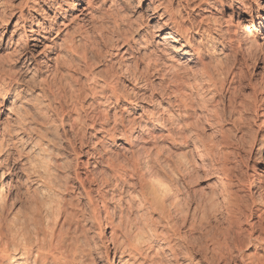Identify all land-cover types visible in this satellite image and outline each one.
<instances>
[{"label":"bare ground","instance_id":"6f19581e","mask_svg":"<svg viewBox=\"0 0 264 264\" xmlns=\"http://www.w3.org/2000/svg\"><path fill=\"white\" fill-rule=\"evenodd\" d=\"M18 1L17 7H14L9 3V6H6L5 0H2V2L0 0V8L2 10L8 7L13 10L8 20L0 23V47H2L4 53V58H0V99H5L10 92L14 93L10 101L0 105V112L7 111L4 117L5 125L0 128V143L4 139L3 137H7V141L11 143L10 146L14 148L16 157L26 156L20 161V165L22 166L24 181L29 184V188L26 189V208L21 212L15 211L7 215L4 210L7 200L2 190L4 185H6L12 192L15 190V185L12 184L13 178L11 176L8 177V181H5L7 179L6 176L11 173L12 167L10 169L6 168L8 170L6 176L4 174L5 170H0V264H84L83 258L86 257L87 253L89 254L87 251L90 250H88L89 247H87L88 243L86 242L88 240L86 238L85 224L88 219H95L98 210L91 206L88 197L89 193L79 181V186L73 191L74 193L66 198V183L68 181L64 182V184L61 182L63 185L58 184L55 177L56 174L53 175L49 169L51 156L57 157L59 155L57 151L53 153L54 155H51V148L54 147V141L52 140L54 139H52L53 137L51 139L50 137L48 138V135L56 132L57 126L61 127L65 124L71 131L75 124L78 122L82 123V119L86 117L88 109L98 110L99 114L100 112L103 113L104 122L109 119L107 110L114 113L122 109L123 113H125L124 117L120 116L118 119L115 117L111 126L104 124L103 127L99 128L100 137H97L99 140H111L114 142L117 139L120 141L118 148L127 152L132 146L131 143L140 139L137 136L145 129V126L141 125L145 123L155 124L154 132L151 131L153 133H148L147 131V134H150V137L154 140L152 141L155 142L151 146L153 150H157L159 145L166 147L165 145L168 143H171V145H176L177 143L178 147L187 148L189 144H195V140L197 142L200 140H198L190 123L192 121H189V116L192 118L196 115V109H204L206 112L209 111V113L215 112L216 110L214 109L217 108L218 102H222L221 116L212 113L216 121H224L227 113L235 115L238 119L242 118L245 111H243V108L248 107L244 104L246 102L243 103L242 100L231 102L235 99L231 100V96L224 94L226 91L230 95L234 94L235 82L234 71L227 69L225 60L228 58L229 53L236 55L240 52V45L247 48L258 47L260 40L264 44V0L256 1L263 6V16L260 17L258 27L254 28L255 31L252 33L248 25H244L240 36L236 33L230 35L228 32L230 26L221 27L222 24L227 23V19H225L226 16L218 11L217 7H222L224 0H155V2L150 0L151 7L146 8L149 12L147 17L153 19L158 16L157 20H161L160 23L158 22L154 25L157 29L154 32L152 30L153 33L149 35L150 37L144 41V36L140 35L138 36L139 42L138 39H131L133 38L132 34L130 36L126 34L124 37L120 34L122 39L124 38L127 42L129 37L131 44L137 45L139 50L147 46L150 47L149 49H144L140 55L142 66L148 75L155 73L159 75V79L161 77L160 81L165 76H168L167 78L170 77L168 79L169 82L168 80L166 82L170 87L165 84L166 87L162 88L163 90L161 89L162 91L160 94L158 93L159 97L157 99L152 100V98L147 97L152 100H149L152 104L149 103L150 106L144 110L137 105V101L128 98L127 92L125 93L126 88L122 86L123 90H121L118 85L119 74L120 76L124 74V79H127L132 89H138L141 92L143 89V84L140 81L141 75L138 78L137 73H133L134 71L128 73L127 68L119 67L118 64H115L116 62L114 63V60L109 62L110 68L108 67V70H94L95 67L92 69L93 65H91V61L87 57L88 48L93 50L91 48L93 46L92 40L88 37L89 33L86 35L85 32L82 33L80 31L79 23L84 22L87 18L91 20L94 18V14H92L93 0ZM68 1L71 2L69 3ZM83 4L85 8L78 9ZM157 9L162 12L158 13ZM243 9L237 7L236 11H234L236 12L234 17L240 20L234 25V32L237 28L242 27L243 21L251 22L255 19L250 9ZM201 10L203 12L198 15ZM243 13L248 20L241 16ZM9 29L10 36L4 42L5 35L9 32ZM157 32H159L158 35ZM227 34L229 37H227ZM153 36L158 39L153 40L154 45L151 44L150 46L149 43H151ZM15 37H17L16 42ZM141 42L143 45L140 44ZM130 46L132 45H129V48ZM48 54H51V56H48ZM105 54L101 55L98 52L95 54V59L99 57V59L105 60ZM112 54L114 53L111 52L109 55ZM44 58H46L45 64L41 66V60ZM17 63L18 67H9ZM7 69L8 71H6ZM4 72L9 74L5 75ZM57 80L64 81L65 84L67 82V90L69 93L71 92L69 108H65L60 99L50 91V81L55 83ZM149 82L151 84V81ZM34 88L37 89L35 90ZM150 90L152 91L153 89ZM132 91L134 92V90ZM152 94L148 93L147 96L150 95L152 97ZM262 99L264 98L260 97L258 99L256 95L253 97L251 105H253V112L256 114ZM232 103L233 105H231ZM124 105H129V110H126L127 108ZM218 109L216 112H218ZM139 110L143 111L139 113ZM69 113H73L75 116L71 117ZM31 114L35 115L34 117L37 118L38 123L32 122L34 117L32 118ZM94 117H91V120H95L93 119ZM91 120L89 121L91 122ZM239 121L242 122L241 120ZM260 124H264V120ZM84 125L90 128L92 124L85 123ZM22 135H25V138ZM181 136H185L184 140L181 139V141L183 140L182 142L177 141V139L182 138ZM178 142H181L180 145H178ZM1 146L0 144V149L2 148ZM70 150L72 151V157L75 159L73 160L75 163L78 162V153L72 144ZM146 150L147 147L144 151L147 152L148 150ZM149 151L136 164L139 167L141 177L138 184H140L139 188L141 189L143 203L153 213L158 214L159 219L162 220L168 217L169 211L167 209L169 208L167 206H170L173 196L175 197L174 189L172 190L169 183L171 181L168 179L170 176L165 179L161 178L156 173L157 171L154 170L155 167H153L152 163L156 162V157L151 158ZM86 153L91 159H95L100 154L97 151L90 153L86 151ZM157 154L159 155L158 152ZM110 167H113L112 164ZM225 171L226 174L229 172ZM173 174L172 176H174ZM229 176L228 174L226 176L228 191L231 190L230 187L233 185V181ZM180 178L182 179V177ZM124 179L122 181L123 185L128 186L127 181H124ZM82 196L87 198V204L83 201L85 198ZM230 197H233V200L236 199L234 194ZM233 200L231 199V202L228 201L229 207L226 208V219L228 229L232 233V240L234 239L233 242H236L235 239L239 238L241 233H246L247 242H245L246 240L244 242L247 244L242 245V248H245V246H253L254 248L252 252L241 255L240 264H264V216L259 214L257 222L250 224V230L244 229V232H241L242 223L237 216L240 210L236 208L237 205L235 206L234 203L238 201L232 202ZM249 215L251 216V212H249ZM153 222L155 224V221ZM93 223L95 230H97V223ZM108 226L110 227L109 238L114 236L111 246L107 245L109 242L108 232H105L104 229L97 230L93 238L95 244H106L102 247L106 255L112 252L113 256L117 258H125L123 264L153 263L151 258L149 259V256L144 253V249H146L144 247L150 245V243L146 242L141 237L142 235L140 236V233H137L136 229H134L136 234L132 233V229H130L132 231H127L123 228L122 218L119 217L118 221L115 222L113 216L108 217ZM165 228L163 226L160 227V230H153L150 236L159 243L161 242L159 245L163 244L169 249L171 242L168 238L169 234L165 232ZM237 242L241 243L240 241ZM258 247L262 249L261 253H259ZM147 248L150 250L153 247L150 245ZM239 249L237 247V250ZM231 251H229V254L232 255L233 251L232 253Z\"/></svg>","mask_w":264,"mask_h":264},{"label":"rangeland","instance_id":"374dc122","mask_svg":"<svg viewBox=\"0 0 264 264\" xmlns=\"http://www.w3.org/2000/svg\"><path fill=\"white\" fill-rule=\"evenodd\" d=\"M6 1L7 0L4 2L6 6H9L10 4L14 7H17L16 5L19 2L18 0ZM256 1L257 0H224L223 6L217 7L218 11H220L222 15L226 16L225 19H227V23L222 24L221 27H225L226 25L230 26L228 31L229 34L232 35L233 33H236L238 36H240L244 25H248L250 32L253 33L255 31L254 28L258 27L260 17L263 16V6ZM68 2L70 3L71 1ZM153 2H155V0ZM92 3V5H94L92 7V14H94V18H92V20L87 18L88 20L85 19L84 22L79 23L80 31L82 33L85 32L86 35L89 33L88 37L92 40L91 43L93 46H91V48H93V50L88 48L87 52V57L90 59L91 65H93L92 69L94 67V70H105L108 67L110 68L109 62L114 60V63L116 62L115 64H118L119 67L127 68L128 73H132L134 71L133 73H137L138 78H140L139 75H141L140 81L143 84V89L141 92L138 89H132V86L129 84L127 79H124V74L121 76L119 74L120 79L118 81V85L121 87V90H123L122 86L123 88H126V90H124L125 93L127 92L126 94L128 95L129 99L132 98L133 101H137V105L141 106L140 108L143 110L147 109V107L150 106L149 103H151L149 101L151 99L147 97L152 98V100L157 99L164 87H170L168 86L169 84L166 83L170 77L167 78L168 76H163L164 78H162L160 81L161 77L159 79V75L155 73L153 75H148L142 66L143 64L140 60V55L144 49H149L150 47L147 46L139 50L137 45H135V47L134 44H131V39H138V36L141 35L144 36V41L145 39L147 40L150 37L149 35L157 29L154 25H156L158 22L160 23L161 20H157L158 16H155L153 19L147 17L149 12L146 10V8L151 7L150 0H93ZM237 7L240 9L244 8L245 10L250 9L255 19L251 22L243 21L242 27L237 28L234 32V25L240 21L234 17V14L236 15V12L234 11H236ZM82 8H85L84 4L78 9ZM12 11L13 10L9 7L5 10L0 8V23L4 20H8ZM156 11L158 13L162 12L159 9ZM202 12L203 10L199 11L198 15H200ZM241 16L248 20L244 13L243 15L241 14ZM256 17H258V19H256ZM192 18L194 17L192 16ZM120 34H122L123 37L126 34H128V36L132 34L131 36L133 38L130 37L131 39H129L128 37L129 41L127 42L124 38L122 39ZM158 34L159 32H157V35ZM9 36L10 29L5 35L4 42H6ZM227 37H229L228 34ZM16 39L17 37H15V42ZM156 39L158 38L153 36L149 45H154V42L152 41ZM138 40L140 42V39ZM140 44L143 45L142 42ZM129 45L132 46L129 48ZM240 46V52H238L236 55H231L229 53L228 58L225 60L227 69L234 71L235 82L234 92L232 91L234 94L230 95V93L228 94L227 91L224 94H226V96H231V100L235 99L231 102H238L242 100L243 103L246 102L244 104H246L248 107L243 108V111L245 110L243 112L244 115H242L243 117L240 119L236 118L235 115H229L227 113L224 117L225 120L223 119L225 122H218V120L216 121V118L213 116L215 113L217 116H221L222 102H218L217 105L219 107L217 106V108L214 109L217 111L219 108V113L216 111L209 113V111L206 112L204 109H201L203 110L201 111L200 108H195L196 115L192 118L189 116V121H192L190 123L192 124L194 132L197 135L198 140L200 139L202 142L200 140L198 142L195 140V144H189L187 148L178 147L177 143L176 145L172 144L173 146L171 143H168L165 145L166 147H161L159 145L158 147L160 149L158 148V151L155 149L153 150L151 146H153L152 144L155 142H153L154 140L152 137H150V134H147V131L148 133H153L155 124L152 125L142 123L141 125L145 126L144 128L146 130L143 129L142 133L138 134L137 137H139L141 140H134L131 143L132 146L127 152L122 151L118 148V145L120 144L119 140L116 139L113 142L111 140L102 141L101 139L99 140L97 138L100 137V127H103L104 124L111 126L115 117L118 119L120 116H125V113H123L122 109L114 112L115 114L113 111L107 110L109 116L107 122L103 121V113L100 112L99 114L98 110L88 109L85 115L87 118L85 117L86 120L83 118L82 123H91L92 127L90 126L89 128V126L87 127L81 122H78L75 124V126H73V130L71 129L70 131L68 126L65 124L61 127L57 126L56 132H54L52 135H48V138L50 137L51 139L53 137L52 139H54L52 140L54 141V147H52L53 149L51 148V155H54L53 153L56 151L59 155L57 157L51 156L52 161L50 159L49 169L53 175L56 174L55 177L58 184H64V182L68 181L66 183V198L74 193L73 191L79 186L78 183L81 182L84 186V189L89 193L88 197L91 202V206L95 210H98V214L94 219L96 221L93 219H88V222L85 224V232L87 233L86 238L89 241L86 242L88 243V250H90L87 251L89 254L87 253L86 257L83 258L84 264H123L125 258H117L116 256H113L112 252L106 255L102 249V247H104L106 244L99 245L95 244L93 241L97 230L100 231L104 229L105 232H108L109 242L107 245L111 246V243H113L114 236L109 238V216H113L115 222H117L119 217H121L123 228H125L127 231L132 229L133 231H130H132L133 234H136L137 231L138 234L140 233V236L142 235L141 237H143L146 242L148 241V243H150L153 248H150L149 250L147 247L150 245L146 243L148 246L144 247L146 248L144 249V253L149 256V259L151 258L154 264H240L242 256L254 250L253 246H245L246 249L242 248V245L244 246L247 244H245V242H247V237L246 233L241 232H244V229L249 231L250 224L257 222V216L259 214L260 216H264V124H260L261 121L264 120V99H262V103H260V108L258 109L259 111L257 110V114L253 112L254 108L252 107L253 105H251V103H253L252 100L254 95H256L258 99H260V97L264 98V44L260 40L258 47L247 48L243 45ZM98 52L101 55L106 53L104 55L105 60L101 58L99 59V57L98 59H95V54ZM111 52L114 54L109 55ZM48 56H51V54H48ZM0 58H4L2 47H0ZM43 60H41V66L45 64L46 58ZM16 66L18 67V63L9 67L13 68ZM6 71H8V69ZM7 74L9 73H5V75ZM148 80L151 81V84H149L150 82ZM143 82L147 83L144 84ZM66 84L64 81L57 80L55 83L50 81L49 88L50 91L60 99L62 105H65V108H69L68 104L70 102L69 98H71V92L69 93L67 90ZM165 84L167 85L165 86ZM128 88L131 89L129 90ZM34 89L36 90L37 88ZM150 89H153L152 91L154 92H152ZM132 90H134L135 94ZM148 93L150 95L152 94V97L150 95L147 96ZM142 94H144L143 97L145 96V99L142 97ZM13 96L14 93L10 92L5 97V99H0V105L10 101ZM231 105H233V103ZM124 107L127 108L126 110H129L130 108L129 105H124ZM143 110H139L138 112L140 113ZM6 113L7 111L0 112V128L2 125H5L4 117ZM34 116L35 115L33 114L32 118ZM69 116L73 117L75 115L73 113H69ZM91 117H94L93 119L95 120H91ZM89 120H91V122ZM33 121L38 123L36 117H34V120L32 119V122ZM100 121L102 122L100 123ZM22 136L25 138V135ZM181 137L182 138L177 139V141H181V139L184 140L185 136ZM3 138L4 139L1 140L0 143L2 145V148L0 149V161L2 160L0 162V170H5L4 174L6 176V172L8 171L6 168L10 169L12 167V171L6 176L7 179H5V181H8V177L11 176L13 178L12 184L15 185V190L12 192L6 187V185H4L2 190L3 195L4 197L6 196L5 198L7 200L4 210L6 214L9 215L15 211L21 212L26 208V189L29 188V184L24 181V175L21 168L22 166L20 165V161L26 156L21 155L17 158L14 148H12V146H10L11 143L7 141V137ZM180 143L178 142V145H180ZM71 144L78 153L77 159L79 161L76 163L74 161L75 159L71 155ZM146 147L148 151L150 149L149 152L151 153V158L156 157L155 159L157 166L156 162H153L152 164L153 167H155L154 170L157 171L156 173L158 176L161 178L163 177L164 179L170 176L168 178L171 180L169 183L171 184L170 186L172 190L174 189L173 193L176 197L175 198L172 194L173 199L170 202V206H167V208H169L171 211L167 209L169 211L168 217L162 219L163 221L159 219L158 214L153 213L150 209H148L147 206H145L142 200L143 198L140 191L141 189L139 188L140 184H138L141 177L139 173V167L136 164H138V162L146 156L145 153L148 152L147 150V152L144 151ZM86 151L88 153L97 151L100 154L98 157H95V159H91L88 157ZM180 159L183 161L182 164ZM151 161H153V159H151ZM173 162L175 165H177L176 167L179 166V169H175L176 167H174L175 165ZM107 164H109V166H107ZM111 164L115 169L110 167ZM225 170H227V172L229 171L227 174L230 175L229 178L233 181L230 191H228V185L226 183L227 174ZM175 171L178 172L176 173ZM172 173H174L173 175L175 177L172 176ZM180 177H182V179ZM122 178H125L124 181H127L128 186L123 185ZM233 194L235 196L234 198H236L234 200L233 197H230ZM82 197L85 198L83 201L86 203L87 198L84 196ZM231 199L233 200L232 202L238 201L234 203L235 206L237 205L236 208L240 210V213H237V216L240 218L239 220L242 223V230L240 232L241 235L239 238L235 239L236 242H233L234 239L232 240V233L228 229V223L226 219V208L229 207L228 205L229 202H231ZM249 212H251V216L249 215ZM153 221H155V224ZM93 222H95V224L97 223V230H95ZM163 226L166 227L165 232L169 234L168 238L171 242V248L169 247L170 250L163 244L159 245L161 242L159 243L150 236L153 230H160V227ZM134 229H136V231ZM88 235L89 237H87ZM237 241L242 242L239 243ZM237 247L240 249L237 250ZM229 249L233 251L232 255L234 256L229 254ZM154 250L157 252H154ZM241 250H243L242 253ZM261 250V248L258 249L259 253H261ZM237 251L240 252H238V255ZM220 256L221 258L219 259Z\"/></svg>","mask_w":264,"mask_h":264}]
</instances>
